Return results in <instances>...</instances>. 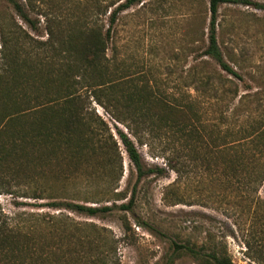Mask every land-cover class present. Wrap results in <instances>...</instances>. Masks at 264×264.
Instances as JSON below:
<instances>
[{
	"label": "rangeland",
	"instance_id": "374dc122",
	"mask_svg": "<svg viewBox=\"0 0 264 264\" xmlns=\"http://www.w3.org/2000/svg\"><path fill=\"white\" fill-rule=\"evenodd\" d=\"M18 1L37 29L30 28L6 0H0V38L16 36L17 81L23 83L31 76L30 71L44 73L49 69L43 58L49 53L43 49L50 41L57 46L56 66L62 74L66 55L63 44L70 38L76 42L82 38L66 36L71 25L85 24L103 34L109 12L117 4V0ZM209 18L207 0H142L118 13L111 27L105 55L111 59L113 79L137 93L134 99L143 102L145 109L141 114L150 128L151 135L143 144L130 138L146 166L165 168L164 174L147 175L139 182L137 201L131 211L114 209L89 216L47 205L52 200H73L101 206L118 204L129 197L136 173L116 133V128L123 132L126 129L92 101L118 147L109 150L115 165L120 164L122 170L114 191L94 176L85 179L79 175L66 182L61 173L55 174L48 166H30L32 169L27 168L24 175L16 173L15 179L0 186L2 212L14 223L31 225L35 238L43 240L49 250L58 244L61 249H70L64 235L49 227L50 223L68 225L75 236L100 233L106 241L112 238L119 264H213L206 257L212 251L228 258L231 264H264V180L258 185L250 181L246 188L245 163L240 157L242 150L254 144L231 142L234 135H230L224 139L225 150L214 153L208 137L210 118L217 106L212 105L211 93L200 88L196 78L212 74L233 79L203 55ZM55 24L58 36H48V26ZM215 28L224 59L243 77V81H236L235 97L227 95L219 100L225 125L247 129L257 119L263 120L264 129V10L221 4ZM23 91L27 92L24 98L32 101L47 98L34 96L27 86ZM196 102L198 110L192 126L177 133L175 127L166 126L188 118V112L177 109L179 104ZM155 125L165 127L158 130ZM172 153L181 155L186 163L180 165L178 173L165 166L164 156ZM106 157L103 153L96 155V168L108 161ZM262 160L255 165L263 164ZM57 166L64 168L62 163ZM34 192L42 198H34ZM114 192H122L125 199L115 200ZM142 221L152 229L138 225ZM60 235L63 238L57 241ZM72 243L71 240V247ZM173 243L201 247L204 255L196 257L175 250ZM0 264L8 262L0 259Z\"/></svg>",
	"mask_w": 264,
	"mask_h": 264
},
{
	"label": "trees",
	"instance_id": "16d2710c",
	"mask_svg": "<svg viewBox=\"0 0 264 264\" xmlns=\"http://www.w3.org/2000/svg\"><path fill=\"white\" fill-rule=\"evenodd\" d=\"M6 1L30 28L37 29L35 22L18 0ZM140 1L142 0H117L115 2L117 4L109 12L108 26L103 34L98 29L91 30L85 24L71 25L66 36H82V38L77 42L70 38L67 43L63 44L66 55L62 74L56 66L58 65L57 46L51 41L46 43L48 46L43 50L49 55L43 58L48 62L49 69H46L44 73H34L33 70L31 73L30 71L29 79L33 83L32 81L28 83L29 79H26L24 83L17 81L16 36H1L0 186L7 180L15 179L16 173L24 175L25 170L30 166L42 167L44 165L48 166L49 170L55 171L57 175L61 173L66 182L76 179L79 175H83L85 179L94 176L100 178L106 187H111V190L114 191V185L120 179L122 170L120 164L115 165L111 155L113 153H110L109 150H117L118 147L116 140L108 132L105 122L92 107V101L100 105L117 124H121L126 129V132H123L116 128V133L136 173L129 197L118 204L112 202L101 206H91L73 200H52L47 202V205L89 216L110 212L114 209L131 211L137 201L139 182L147 175L164 174V167H148L144 164L139 151L130 138L132 136L138 143L143 144L144 139L151 135L148 122L141 114L144 112L145 106L143 102L134 99V96L137 95L136 92L113 79L111 59L105 55L106 40L109 38L111 27L117 20L118 13ZM207 1L210 18L208 43L203 50V55L212 59L222 71L234 79H223L212 74L196 78L198 86L211 93L212 105L217 106L210 118L208 137L214 153H221L225 150L224 139L230 135H234L231 142L243 140L242 143L254 144L247 150H242L240 154L242 162L245 163L243 171H245V187L247 188L250 181L258 185L264 180L263 120L254 119L249 123L247 129L228 128L225 125L224 112L218 108V105L222 104L219 103V100L224 99V96L227 95L235 97L238 90L236 81H243V77L224 59L217 41L215 27L218 7L221 4H241L264 10V2L257 0ZM47 33L48 36H58L57 25L48 26ZM29 39L31 40V38ZM43 74L47 75L42 78ZM42 81L49 85L44 86ZM26 86L34 96L44 95L47 98L33 101L24 98L27 92L23 90H26ZM15 96H21L22 99L15 100ZM179 107L177 109L188 112V118L184 121L166 123L167 127H175L176 133L177 131L183 132L187 127L193 125V119L196 116V110H198L197 102L195 104H179ZM155 127L162 130L165 126L155 125ZM172 141L174 142L173 138ZM98 153L107 156L108 161L96 168L94 160L97 159ZM180 156L178 153L164 156L165 166L178 173L182 168L180 165H186ZM261 160L263 164L255 165ZM59 163H62L64 168L57 169ZM51 164H53L52 167L49 166ZM259 166L260 168L257 169ZM30 168L32 169V167ZM34 193H37L33 194L34 198H42L39 192ZM114 193L117 196L115 200L125 199L122 192ZM45 223L49 224V222ZM138 225L152 229V226H149L145 221L138 222ZM49 227L59 230L64 235L66 243L70 247L69 250L61 249L60 244L54 250H49L43 240L35 238L31 225L23 226L14 223L0 208V259H4L8 264L13 262L15 264H119V260L115 256L116 247L113 244L115 241L112 238L106 241L100 233L75 236L73 235L75 233L70 231L68 225L64 223H50ZM62 235L57 241L63 238ZM71 240L72 247L70 246ZM173 247L175 250H184L196 257L204 255L201 253V247L196 248L189 243H173ZM206 257L213 264H231L228 258L220 256L217 252H209Z\"/></svg>",
	"mask_w": 264,
	"mask_h": 264
}]
</instances>
